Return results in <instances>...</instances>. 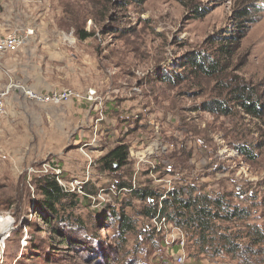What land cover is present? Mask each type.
Instances as JSON below:
<instances>
[{
  "label": "rangeland",
  "instance_id": "obj_1",
  "mask_svg": "<svg viewBox=\"0 0 264 264\" xmlns=\"http://www.w3.org/2000/svg\"><path fill=\"white\" fill-rule=\"evenodd\" d=\"M241 1L0 0V33L26 37L0 53L10 74L0 77L10 108L0 118V221L11 223L6 231L0 227V264H125L137 249H145L149 264H176L178 255L184 264H245L241 252L191 258L185 230L165 222L158 231L155 221L159 247L127 235L126 250L106 262L95 252L116 249L119 237L96 222L91 208L106 201L123 206L138 228L144 223L139 200L118 191L117 181L130 179L162 194L178 183L193 184L250 210L248 219L228 223L233 231L245 223L264 226V117L205 108L223 80L264 94V0H256L253 22L219 77L179 64L194 51L215 48L212 37L232 28ZM194 6L204 16H195ZM75 27L94 34L80 40ZM164 71L177 80L163 81ZM119 142L128 145V165L94 179L97 159ZM45 175L81 199L91 178L102 189L89 202L62 207L53 222L78 244L61 243L37 213L43 198L38 180ZM94 234L97 246L88 240ZM240 241L245 246L247 238ZM260 247L253 264H264V243Z\"/></svg>",
  "mask_w": 264,
  "mask_h": 264
},
{
  "label": "trees",
  "instance_id": "obj_2",
  "mask_svg": "<svg viewBox=\"0 0 264 264\" xmlns=\"http://www.w3.org/2000/svg\"><path fill=\"white\" fill-rule=\"evenodd\" d=\"M242 2L244 3L242 4ZM247 2V0H242L240 3L242 5L237 6L232 11L233 14L230 18L232 28L230 30L225 29L212 37L211 44H214V46L216 44L215 48L210 53L202 49L192 52L185 59L180 60L181 68L190 67L194 72L219 77L228 67L229 60L235 54L238 41L244 37L250 23L253 22V12H256V0H249V4ZM192 10L198 18L205 14L198 6H194ZM75 30V34L80 40H85L94 34L93 31H84L79 27H75ZM162 76L163 81H170L171 79L174 81L178 77L177 75L171 76L166 71L163 72ZM233 80L234 83L226 80L219 82L220 90L217 93V98L210 101L205 108L223 116L230 114L233 108H239L250 117L263 118L264 94L259 95L254 86L239 84L236 83V79ZM240 151L243 153L248 150L245 148L240 149ZM128 156L129 151L126 143L119 142L115 144L97 159L99 174H96L97 176L95 175L93 178L98 180L101 178L99 177L100 174L103 175L106 172L117 173L119 169L124 168L130 162ZM93 178L84 183L82 188L84 196L82 199L76 193L65 191L57 181L56 176L45 175L38 180L37 188L43 198L40 205L36 206L37 213L43 223L50 228L49 232H53L61 238V243L78 244L74 239L68 238L64 232L56 229L53 222L59 217L60 209H65L62 208L65 205L68 204V207H72L82 203L83 200L89 202L91 200L89 197L100 191L96 187ZM116 185L118 191L124 190L125 193L127 192L139 200L141 206L139 212L144 218V223L141 227L136 228L131 217L123 212V206L115 208L113 205H109L107 201L91 207L94 214L97 215L96 222H102L104 230L108 228L115 229V235L119 237L117 242L119 247L116 249L110 245L100 252H95L98 250L93 248V251L96 254L99 253L101 259L106 262H109L114 254L118 255L124 249L126 250L127 235H135L137 238L147 237L145 240L153 242L154 245L158 244V241L161 243L160 239L156 238L155 225L152 224L156 215H158V219L165 218V222L185 230L188 241L191 242L189 246L190 249L192 248L189 252L191 258H199L203 255L218 256L222 253L237 255L238 252H241L237 257L241 258L245 264H253L256 261H252L250 257L256 258L262 250L260 245L264 243V226L245 223L235 225L238 228L233 231L228 223L248 219L251 213L248 208L231 205L229 201H226L224 194L211 195L210 193L197 191L196 186L193 184L183 183L170 187L165 194L147 184L134 186L130 179L117 181ZM111 186L115 188L114 184ZM126 206H130V202ZM147 221H149V224H147ZM59 222L64 223L61 219ZM107 222L113 225H108ZM76 225L80 229L85 228L84 223L79 218H77ZM51 238L54 240V235ZM242 238H247V241H245V246L241 247L240 239ZM99 239L98 234L88 237L89 243L93 246L99 245ZM159 246L156 245L155 247ZM177 248L176 245L175 250H178ZM144 250L137 249L127 254L124 263L149 264L146 254L143 252ZM138 254L141 255L142 259H139L140 255Z\"/></svg>",
  "mask_w": 264,
  "mask_h": 264
},
{
  "label": "built area",
  "instance_id": "obj_3",
  "mask_svg": "<svg viewBox=\"0 0 264 264\" xmlns=\"http://www.w3.org/2000/svg\"><path fill=\"white\" fill-rule=\"evenodd\" d=\"M27 34H32V30H28ZM25 40H26V37H23L17 33H11V34H6V35L0 33V53L16 49L17 47L21 46L25 42ZM8 90H9L8 88H6L5 91L0 90V118H2L6 112L5 102L3 101V99H4V96L8 94ZM61 96H66V94L61 95ZM75 183L77 182L75 181ZM71 184H74V183H71ZM78 189H81V186H79ZM100 191H102V189ZM153 221H155V224L157 225V230L159 231L160 226L165 223V218L158 219V215H156L153 218ZM177 229L180 232V228H177ZM180 245L181 246L183 245V240L180 241ZM176 262H177L176 264H184L185 261H184L183 256L178 255Z\"/></svg>",
  "mask_w": 264,
  "mask_h": 264
},
{
  "label": "crops",
  "instance_id": "obj_4",
  "mask_svg": "<svg viewBox=\"0 0 264 264\" xmlns=\"http://www.w3.org/2000/svg\"><path fill=\"white\" fill-rule=\"evenodd\" d=\"M2 64L0 63V77H3V75L2 74H5L6 76L5 77H10V74L8 73V70L6 69V67L4 66V65H2ZM11 79V78H10ZM9 79V80H10ZM5 88L6 87V84L4 85V84H2L1 86H0V88ZM6 111L7 110H9L10 108L9 107H7V105H6ZM98 182V181H97Z\"/></svg>",
  "mask_w": 264,
  "mask_h": 264
},
{
  "label": "bare ground",
  "instance_id": "obj_5",
  "mask_svg": "<svg viewBox=\"0 0 264 264\" xmlns=\"http://www.w3.org/2000/svg\"><path fill=\"white\" fill-rule=\"evenodd\" d=\"M9 223H10V219L9 218H5V219L0 221V227H1L2 232L6 231L8 229Z\"/></svg>",
  "mask_w": 264,
  "mask_h": 264
}]
</instances>
